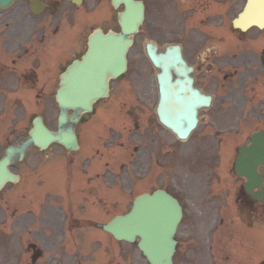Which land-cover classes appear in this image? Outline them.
<instances>
[{
  "label": "flooded vegetation",
  "instance_id": "af4514ba",
  "mask_svg": "<svg viewBox=\"0 0 264 264\" xmlns=\"http://www.w3.org/2000/svg\"><path fill=\"white\" fill-rule=\"evenodd\" d=\"M181 1L143 0L145 7L149 5L155 10L154 22L148 24L145 33L156 36L154 41L159 51L165 43L179 44L186 63L193 67L190 73L193 86L203 96H211L207 104L196 100V127L187 141L179 142L176 133L161 123L157 105L158 74L162 70L153 66L147 57L143 44L146 34H141L136 44L141 49L138 47L133 52L136 63L133 65L131 60L129 71L111 84L113 95L100 100L90 117L79 126L81 136L88 133L94 136L89 146L83 148L80 160L88 154L94 162L96 155L109 156V152L99 149H107L113 140L122 138L121 144L126 143L123 154L127 155L129 141L133 140L136 142L133 151L137 153L140 166L153 170L154 182L163 186L176 177L179 152L190 159L203 155L202 163L208 175L210 151L226 154L235 149L242 129L248 127L240 119L248 103L246 94L252 93L250 101L254 99V88L248 87L256 83L261 72L258 36L234 30L231 18H226L228 10L233 11L241 0ZM104 3V0H0V133L1 107L12 104L17 92L33 91L34 101L39 104L49 97L41 92L58 87L60 72L81 48L75 50L74 47L80 43L81 36L73 30L76 17L83 14L80 12L101 9ZM171 72L176 82L168 106L169 118L174 122L183 117L179 112L193 110L190 104L195 99L183 76L175 70ZM261 103L259 112L253 106L247 119L255 128L260 123L259 128L264 129V100ZM191 116L181 120L186 122ZM8 132L10 136L16 134L14 128ZM210 176L204 184L207 194L204 201L214 203L222 196L225 182L220 173ZM6 186L0 190V229L4 226L18 232L22 220L17 213L18 188L10 185L6 189ZM221 207L220 203L211 209L206 206L203 213L220 217ZM22 227L27 228V223Z\"/></svg>",
  "mask_w": 264,
  "mask_h": 264
},
{
  "label": "water",
  "instance_id": "95a60500",
  "mask_svg": "<svg viewBox=\"0 0 264 264\" xmlns=\"http://www.w3.org/2000/svg\"><path fill=\"white\" fill-rule=\"evenodd\" d=\"M130 0L123 12L118 14L121 32L108 31L104 34L101 29L95 30L89 36L88 50L81 60H75L69 67L68 74L73 77V84L61 88L57 93V100L61 103L59 116V129L56 133L39 130V119L34 121L30 137L19 145L20 151L33 142L45 147L50 141H58L68 149L75 147V134L73 126L80 113L90 110L91 101L106 92V80L116 77L125 69V53L131 42V35L137 29L142 19V8ZM258 12L256 7H260ZM264 0H249L244 11L239 15L240 25L245 28L251 24L264 26ZM264 18V17H263ZM154 60V56H151ZM74 73V74H72ZM73 113L68 116L67 109ZM255 141V140H254ZM22 154V153H21ZM240 158L236 163V172L245 175L248 182L245 184L248 193L254 186L259 188L254 196L261 192L262 185L255 169L257 165L264 164V142L259 140L253 147H242ZM160 193V192H159ZM161 196L164 193H160ZM150 198L145 200L138 197L132 211L125 217L117 216L104 227L117 239L133 241L136 236L141 238L138 246L143 250L151 264H172L171 256L175 241L173 233L180 218V213L174 200L169 196Z\"/></svg>",
  "mask_w": 264,
  "mask_h": 264
},
{
  "label": "rangeland",
  "instance_id": "374dc122",
  "mask_svg": "<svg viewBox=\"0 0 264 264\" xmlns=\"http://www.w3.org/2000/svg\"><path fill=\"white\" fill-rule=\"evenodd\" d=\"M148 13L149 16L152 17L151 9H148ZM101 22H104V20H102ZM76 24H75V32H77ZM79 26H81V24H79ZM261 46L262 44L259 46V48ZM132 60L134 65L136 63L137 57L133 56ZM20 93L22 92H18L16 95L18 96ZM11 103H12L11 105H8V110L5 115V121H9L11 119L15 120L17 132L16 135L11 139L8 138L6 139L4 138V135L1 134L0 141L2 144L20 138L24 130L29 127L30 118L35 113L43 115L45 121L48 124L54 125V116L56 113V109L54 106L48 104L47 100H45L44 103L34 104L33 101H18L17 98L15 97L11 101ZM21 104L25 105V107L19 110L20 109L19 105ZM9 116L11 118H9ZM3 125L8 126V124H3ZM57 148H58L57 146H54L51 148L53 150L50 149L49 151L56 152ZM37 156L38 154L35 152V150L31 149L26 157V160L23 161V165L24 166L29 165V162H33L32 160L34 158H37ZM42 157L43 155L41 154V158ZM184 160L192 161L189 157H184ZM180 165H184V163L181 160H179V166ZM199 166H201V164H199ZM32 168L35 169L34 167ZM32 174L34 175L33 180L35 181H40L43 178L42 171H35V172L32 171ZM178 174L181 175L179 170H178ZM234 179L236 178L231 176L230 181ZM133 181L136 184L135 186L136 191L140 190L139 188L140 186L138 184V178L137 177L133 178ZM70 182H72V178H70ZM194 182L195 183L189 182L183 179V177H181L179 179L176 178L175 180L171 181L170 184H168L169 187L171 186V184H174L172 188L177 190L176 192L177 193L179 192L184 198V201H186L185 203L186 215L189 214L193 209L199 211V210H203L205 207L204 199L202 198L203 201L199 199L201 197V193L199 192L200 181L194 180ZM239 182L240 180L238 181V183ZM122 188L118 190L117 194L124 196V192ZM90 191H91L90 188H87L85 190V193L88 194L90 193ZM232 193H233L232 186H229L226 188L225 193L222 196L226 200H229L232 196ZM74 194H75V188L73 184H66L64 186V206L67 209L71 210L73 213H76V219H83L85 217H88L89 214L87 213V211L89 210V206L87 203L84 202V200H90V198L83 197L78 199L77 197L76 198L74 197ZM41 197L42 195L39 194L37 196L34 195L31 199H29V201L32 202L31 205L36 204L34 206L36 208L38 206L39 209L36 211L38 216L41 213L40 212L41 206L38 205L39 202L37 201ZM103 198L105 199L106 197L103 196ZM43 201L45 202V199H43ZM212 203L213 202L210 201L206 205ZM97 204L100 208L93 206V208H95L94 210H96L93 211L95 216L93 217L92 214H90V216L93 219H96L97 222L104 221L114 213L119 212V210L116 211L117 209H119L120 206V204L118 203H115L114 204L115 208H112V211L108 213H104L100 211V209H102L103 211L110 210L107 208L108 206L107 204L101 202H98ZM128 204H129L128 199H126L124 203H121L122 211L126 209ZM263 209L260 210L262 211ZM233 214H234V208H232L229 218H226L224 220L221 226L222 229L220 228L222 234L220 235L218 240H215L219 255V262H218L219 264H238V263H234V258H235L234 251L239 250V241L237 239V236L240 233H243V230L239 229V227L235 225L236 222H232L231 218L234 217ZM195 216H200V214L196 212ZM192 219H196L195 222L198 224L195 223L196 225L195 224L193 225ZM204 221H209V218H205L203 217V215L201 218L191 217V213L189 216H186L184 218L182 224L179 227V231L177 232V237L179 239V242L177 247L178 253L176 254L177 256L175 261L176 264H202L203 263L202 260H205L203 259L204 247H205L204 244H206L207 240L212 239L213 235H211L209 238H204L201 235L199 228L203 226H207V222ZM42 224L44 223L43 222L39 223V221H37L36 218L35 220L32 221V228L36 230L38 226H41ZM44 228L46 229V226ZM51 230L53 231L52 226H51ZM28 237L29 240L33 239L35 241L36 235H33L32 233L31 235H28ZM223 238L224 241H226V243L222 241ZM65 242H66L64 246L65 250H58L55 252L57 255H59V261L57 262V264H73V259L75 256V254L73 253L76 251L81 253L80 258L81 260H83L82 264H144L143 257L140 256L141 254L138 253V250L136 249L135 246L123 242H117L113 240L111 237L105 235L102 231H100V229L92 226H86L84 224H73V227L70 229V235L69 237L66 238ZM52 250L55 249H51V248L49 250L45 249V252L43 253V257H41V259L39 260L43 263L50 262V259L47 260L46 256L48 252ZM244 252L249 254L248 249L244 250ZM227 253L230 256L227 259L223 258V255ZM260 255L264 256V252L258 250L254 254V256L257 258ZM22 257L26 258V254L25 256L22 255ZM235 259L237 260V258ZM40 261L38 263L42 264ZM207 262H210V260L209 258L206 257V263ZM50 264H54V261H51Z\"/></svg>",
  "mask_w": 264,
  "mask_h": 264
},
{
  "label": "bare ground",
  "instance_id": "6f19581e",
  "mask_svg": "<svg viewBox=\"0 0 264 264\" xmlns=\"http://www.w3.org/2000/svg\"><path fill=\"white\" fill-rule=\"evenodd\" d=\"M260 16H263L261 12H260ZM263 17H264V16H263Z\"/></svg>",
  "mask_w": 264,
  "mask_h": 264
}]
</instances>
